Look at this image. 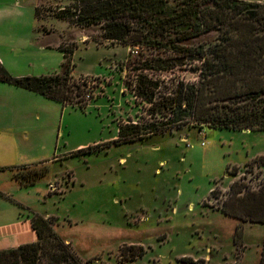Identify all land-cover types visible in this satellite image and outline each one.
<instances>
[{
  "label": "rangeland",
  "instance_id": "rangeland-1",
  "mask_svg": "<svg viewBox=\"0 0 264 264\" xmlns=\"http://www.w3.org/2000/svg\"><path fill=\"white\" fill-rule=\"evenodd\" d=\"M0 3L8 17L30 24L32 7L43 5L41 29L58 44L77 45L73 76L87 75L94 95L84 108L35 100L0 129V167L45 161L29 166L46 172L35 184L18 189L21 204L57 217V234L90 264H259L264 225L245 222L236 229L239 223L217 206L234 178L250 188L264 184V165H247L264 153V133L207 126L199 131L188 124L110 143L120 123L162 118L149 115L148 103L134 90V72L141 70L132 68L152 56L149 51L100 39V25L76 26L47 11L66 0ZM17 38L0 37L2 62L14 76L59 68V51L41 63ZM191 70L183 65L150 72L163 89L180 79L195 82L197 74ZM97 143L103 147L70 155L79 144ZM233 167L236 175L228 172ZM211 189L218 191L210 196ZM128 245L136 246L126 250ZM137 246L143 249L141 256L121 255L122 249L138 252Z\"/></svg>",
  "mask_w": 264,
  "mask_h": 264
},
{
  "label": "trees",
  "instance_id": "trees-1",
  "mask_svg": "<svg viewBox=\"0 0 264 264\" xmlns=\"http://www.w3.org/2000/svg\"><path fill=\"white\" fill-rule=\"evenodd\" d=\"M44 6H34V16L43 19ZM55 18L89 27L100 25L98 38L144 48L152 55L135 65V95L145 100L147 113L161 119L144 123H120L118 136L110 143H123L179 128H236L264 132V3L247 0H66L57 8L47 9ZM40 30L41 26L38 25ZM44 31V30H43ZM63 60L58 71L42 75L14 76L0 60V81L45 97L62 106H88L92 96L87 75L73 76L77 45L61 43ZM190 65L197 74L195 82L176 80L161 89L150 71H167ZM147 71V73L145 72ZM150 72V73H149ZM150 74V76H149ZM88 99V100H87ZM97 143L77 149L81 155L103 147ZM264 165V156L247 162ZM41 163H34L38 165ZM28 165L0 167L12 170L22 187L35 184L44 176ZM229 167H227L228 169ZM236 175L233 167L228 171ZM218 190L211 189L210 196ZM218 210L239 224L264 225V184L250 188L234 178ZM31 226L37 239L16 247L0 249V264H90L57 234L55 216L31 211ZM136 245H128L133 249ZM125 246H123L124 248ZM138 247V246H137ZM121 250L123 257L143 254ZM259 264H264V235Z\"/></svg>",
  "mask_w": 264,
  "mask_h": 264
},
{
  "label": "crops",
  "instance_id": "crops-1",
  "mask_svg": "<svg viewBox=\"0 0 264 264\" xmlns=\"http://www.w3.org/2000/svg\"><path fill=\"white\" fill-rule=\"evenodd\" d=\"M247 1L264 3V0ZM5 13L6 7L0 3V37L12 38L13 40H18L17 37H19L23 45L25 44L24 51L28 54L30 53L34 59L41 60V63H47L51 56L50 53L57 50L60 52L61 64L63 53L57 48L59 44L51 33L38 28L39 24L34 16V6L31 9L32 24L16 18H10ZM18 28L19 35L14 36ZM59 37L61 39V36ZM0 60L1 62L4 60L2 54H0ZM58 69L52 70L50 73L58 71ZM38 99H43V101H45L44 99H49L62 106L60 102L54 99L0 81V129L9 124L15 114H19L31 107L37 102L35 100ZM62 107L66 108L67 106ZM245 131L249 132L250 130ZM84 147H87V145L79 144L76 146L79 149ZM261 155L264 156V153L257 154L251 159ZM28 166H33V164ZM20 187L22 186L12 176V170H0V249L16 247L22 243L33 242L37 239L36 232L31 226V211L28 207L21 204L18 196ZM48 187H50V183ZM45 216L50 215L46 214Z\"/></svg>",
  "mask_w": 264,
  "mask_h": 264
}]
</instances>
